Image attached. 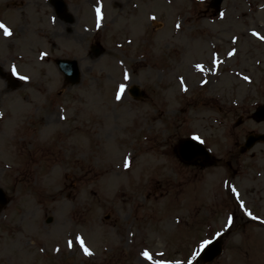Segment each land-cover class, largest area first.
<instances>
[{
    "label": "rangeland",
    "instance_id": "1",
    "mask_svg": "<svg viewBox=\"0 0 264 264\" xmlns=\"http://www.w3.org/2000/svg\"><path fill=\"white\" fill-rule=\"evenodd\" d=\"M64 1L72 16L81 5L78 21L41 18L39 37L28 32L14 48L0 29V58L17 64L4 70L20 83L12 90L0 80V187L9 199L0 264H192L209 199L187 190L191 171L173 149L193 136L223 156L249 132L264 133L251 119L264 105V0L255 15L225 0L216 16L210 0ZM5 2L0 23L15 27ZM57 58L78 62L76 85ZM261 153L257 144L247 155Z\"/></svg>",
    "mask_w": 264,
    "mask_h": 264
},
{
    "label": "flooded vegetation",
    "instance_id": "2",
    "mask_svg": "<svg viewBox=\"0 0 264 264\" xmlns=\"http://www.w3.org/2000/svg\"><path fill=\"white\" fill-rule=\"evenodd\" d=\"M241 1L247 5L246 11L249 13L255 15L262 10L261 0ZM26 2L27 9H24L22 0L5 2L6 8L14 6L16 10V24L13 31L10 30L13 36L1 39L8 47L17 45L24 34L34 33L37 27L34 24L38 22L40 13L48 16L50 9L51 15H56L54 4L48 0L41 4L38 0ZM73 11L77 12L78 6ZM80 16V13L73 16L71 22L78 20ZM59 18L65 21L67 15ZM4 62L7 60L4 59ZM241 145L238 141L233 142L232 149L227 150L223 156L214 157V162L210 165L201 160H195L191 165L179 162L180 170L191 171L190 178L187 179V190L197 194L204 192L209 199L208 213L211 218L206 226L207 232L203 229L202 234L206 235L208 243L214 242L220 255L207 264H264V163L260 162L264 159V153L260 154V159L253 154H241ZM221 171L223 174H220ZM183 186L182 182L177 184L180 195ZM198 242L199 240L196 241ZM199 255L200 252L197 253L194 264H204Z\"/></svg>",
    "mask_w": 264,
    "mask_h": 264
},
{
    "label": "water",
    "instance_id": "3",
    "mask_svg": "<svg viewBox=\"0 0 264 264\" xmlns=\"http://www.w3.org/2000/svg\"><path fill=\"white\" fill-rule=\"evenodd\" d=\"M220 2H221V0H217L216 3L213 6L215 8H217V6H218V4H220ZM136 91H137L136 89H133V92L132 93L134 95H136L137 94ZM253 118H254L255 121H262V120H264V106H261V107L257 108L256 112L253 114ZM260 140L264 141V135L259 136L257 138L249 137L246 140V144H245V148L244 149L251 148L252 145L255 142L260 141ZM189 143H191V142H186V143L185 142H181L179 148L180 147L183 148L185 145L187 146V144H189ZM186 162L190 163L189 161H186ZM206 162H208V161H206ZM4 203H5V201H4V198L2 196V192L0 190V204H4Z\"/></svg>",
    "mask_w": 264,
    "mask_h": 264
},
{
    "label": "snow or ice",
    "instance_id": "4",
    "mask_svg": "<svg viewBox=\"0 0 264 264\" xmlns=\"http://www.w3.org/2000/svg\"><path fill=\"white\" fill-rule=\"evenodd\" d=\"M99 13H100V9H97L98 19H99ZM153 19H155V18L153 17ZM0 29H3V32H4L5 36L11 35L10 31L8 30V28L6 26H4L3 24H0ZM253 35H257V34L253 33ZM13 73L15 74V70H13ZM20 79H26V78L25 77H20ZM125 79H127V75L125 76ZM245 79L247 80L248 78L245 77ZM123 91H124V87L121 86L120 93H122ZM117 99L118 100L120 99V94L119 93L117 94ZM194 139H196V138L194 137ZM125 165L127 166V161L125 162ZM233 191H235V189H233ZM229 223H231V218H229ZM77 239L79 240V238H77ZM206 243H208V242H206ZM81 247H83V242L82 241H81ZM202 247H203V245H202ZM84 252H85L86 255H90V253H89L87 248H84ZM143 256H144L145 259L149 258V254L147 252L143 253Z\"/></svg>",
    "mask_w": 264,
    "mask_h": 264
}]
</instances>
